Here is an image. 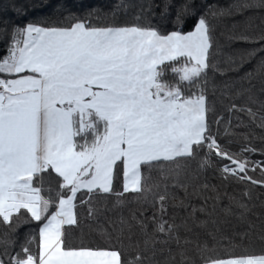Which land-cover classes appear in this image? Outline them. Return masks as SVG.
Instances as JSON below:
<instances>
[{
  "label": "snow or ice",
  "instance_id": "1",
  "mask_svg": "<svg viewBox=\"0 0 264 264\" xmlns=\"http://www.w3.org/2000/svg\"><path fill=\"white\" fill-rule=\"evenodd\" d=\"M0 264H264V0H0Z\"/></svg>",
  "mask_w": 264,
  "mask_h": 264
},
{
  "label": "trees",
  "instance_id": "2",
  "mask_svg": "<svg viewBox=\"0 0 264 264\" xmlns=\"http://www.w3.org/2000/svg\"><path fill=\"white\" fill-rule=\"evenodd\" d=\"M88 2L89 3H93V4H96V3H103L104 2V0H88ZM222 2H227V0H222ZM218 38L220 39V42H221V44L222 45H226V40H225V38L224 37H219V34H218ZM225 50H227V49H225Z\"/></svg>",
  "mask_w": 264,
  "mask_h": 264
}]
</instances>
